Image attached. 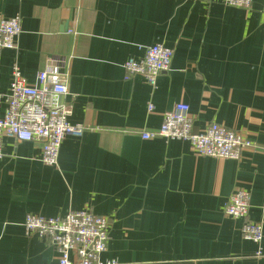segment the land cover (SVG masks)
<instances>
[{
    "label": "crops",
    "instance_id": "obj_1",
    "mask_svg": "<svg viewBox=\"0 0 264 264\" xmlns=\"http://www.w3.org/2000/svg\"><path fill=\"white\" fill-rule=\"evenodd\" d=\"M16 16L17 46L0 56V116L14 66L33 86L62 58L69 121L85 131L65 138L56 167L41 161V143L4 141L0 264H58L55 247L25 234V217L86 208L110 219L104 262L264 264V239L257 257L242 221L224 213L247 190L248 219L264 224V0L248 9L224 0H0V18ZM156 44L174 51L156 88L142 75L125 80L124 64ZM178 103L190 107L194 132L217 124L255 147L228 160L199 156L188 142L143 140Z\"/></svg>",
    "mask_w": 264,
    "mask_h": 264
},
{
    "label": "built area",
    "instance_id": "obj_2",
    "mask_svg": "<svg viewBox=\"0 0 264 264\" xmlns=\"http://www.w3.org/2000/svg\"><path fill=\"white\" fill-rule=\"evenodd\" d=\"M252 1L224 0V4L248 9ZM21 33L19 16L0 18V56L3 51L16 48ZM173 58L171 48L162 44L148 46L142 58H130L124 64L125 80L142 75L156 88L158 77L171 69ZM64 61L62 58L51 60L49 67L38 73L33 86L22 76L19 67L14 66L9 92L2 97L4 113L0 116V159L4 158L3 145L7 139L39 142L42 144L41 161L56 167L65 138L83 135L84 126L70 123L71 106L63 101L69 95L67 75L60 71ZM152 109L150 105L149 110ZM142 138L188 142L199 156L228 160H240L245 150L255 147L248 138L217 124H210L202 132H194L190 107L185 103H178L166 112L161 127L144 133ZM250 207L251 193L236 190L226 203L224 213L242 221V237L256 244V256L262 257L264 224L249 221ZM110 226L109 218L96 215L90 208L70 210L62 217L27 214L23 223L27 236H37L56 248L58 264H118L115 260H102L109 249Z\"/></svg>",
    "mask_w": 264,
    "mask_h": 264
}]
</instances>
